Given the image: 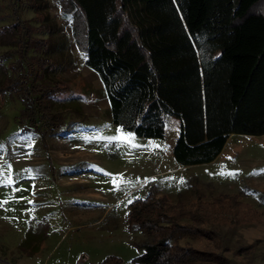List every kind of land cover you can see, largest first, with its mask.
I'll return each mask as SVG.
<instances>
[{"label":"rangeland","instance_id":"rangeland-1","mask_svg":"<svg viewBox=\"0 0 264 264\" xmlns=\"http://www.w3.org/2000/svg\"><path fill=\"white\" fill-rule=\"evenodd\" d=\"M10 1L0 0V25L14 19ZM20 10L33 25L44 22L37 36L57 43L48 79L62 80L52 105L65 120L42 140L23 116L22 99L0 92V264H105L110 256L131 263L147 238L129 228L131 203L153 186L172 202L209 213V225L230 246L226 256L264 264V134L232 133L214 160L181 164L173 152L179 118L167 116L164 138L112 120L102 81L76 41L74 14L61 0H24ZM9 48L0 44V55ZM114 177L121 179L114 184ZM222 194L235 199L218 204ZM186 240L214 248L206 237ZM249 243L248 252L237 251Z\"/></svg>","mask_w":264,"mask_h":264},{"label":"trees","instance_id":"trees-1","mask_svg":"<svg viewBox=\"0 0 264 264\" xmlns=\"http://www.w3.org/2000/svg\"><path fill=\"white\" fill-rule=\"evenodd\" d=\"M23 1H10L14 19L0 25V44L10 46L0 55V92L22 99L23 116L43 140L65 120L52 105L62 80L48 79L57 43L35 34L44 22L35 26L24 18ZM61 2L74 14L76 41L102 81L115 123L164 138L167 116L179 118L173 152L183 165L214 160L232 133L264 134V0ZM13 54L16 60L6 63ZM158 192L153 186L131 203L129 228L147 238L128 264H238L224 254L230 246L209 225V213ZM231 198L222 194L216 201ZM188 237H206L214 248H199ZM105 264L125 263L110 256Z\"/></svg>","mask_w":264,"mask_h":264},{"label":"snow or ice","instance_id":"snow-or-ice-1","mask_svg":"<svg viewBox=\"0 0 264 264\" xmlns=\"http://www.w3.org/2000/svg\"><path fill=\"white\" fill-rule=\"evenodd\" d=\"M113 139H117V137H113ZM119 139H123V140H127L129 143L131 142V137L129 136V137H125V136H121V137H119ZM223 174V173H222ZM119 179H121L120 177H114L113 178V182H114V184H115V181L116 180H119ZM116 187L118 188L119 187V185H116Z\"/></svg>","mask_w":264,"mask_h":264}]
</instances>
